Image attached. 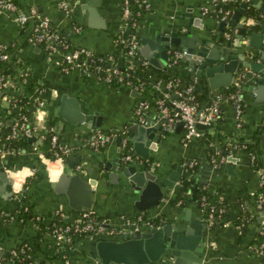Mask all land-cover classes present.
<instances>
[{
	"label": "crops",
	"instance_id": "0c3cea01",
	"mask_svg": "<svg viewBox=\"0 0 264 264\" xmlns=\"http://www.w3.org/2000/svg\"><path fill=\"white\" fill-rule=\"evenodd\" d=\"M13 1L25 12L33 8L38 15L47 17L53 29L67 35L76 50L84 49L94 57L111 59L113 62L108 61L117 66L125 64L121 48L115 44V36L121 24L122 0H66L68 13L59 0ZM219 1L212 4L209 0H147L136 29L139 52L141 57L147 60L141 52L142 49L147 48L148 57H152L154 53L160 54V48L153 43L151 47V44L144 40L152 42L160 34L187 33L198 36L210 46L216 45L219 52L225 49L229 55L228 59L235 57L243 63L261 64L257 71L238 64L240 69L235 75V81H238L241 74L246 75L242 84V126L237 128L235 125L233 105L223 102L219 119L213 129L205 131L207 135L186 137L182 126L175 130L177 125L170 127L172 131H166V127L165 131L155 133V141L151 142L154 149H150L146 158L141 157L147 159L149 165L123 162L124 152L118 135L104 147L95 148L88 144L89 135L97 129L105 133H119L125 130L131 140L128 129L133 125L142 126L135 123V110L144 96L143 92L127 85L109 86L98 81L93 73L87 75L77 67L66 70L63 50L57 49L50 53L42 44L28 40L34 25L33 20L21 27L14 20V15L0 12V44L8 46L10 61L14 63L17 71L16 77L13 78L14 86L11 85L10 91L23 95L25 87L33 81L36 89L33 94L27 95L32 105L29 122L38 130L44 131L49 125L54 126L59 140L72 149L61 166L52 163L49 170H46L41 161L39 165L34 162L35 157L40 160L39 154L47 158L38 147L33 149V146H38L40 142L35 137V140L30 142L27 135L26 151L19 150V153H10L3 158L6 169L20 171L23 190V196L15 195L12 183L0 180V247L3 249L2 254H9L4 257L3 264H25L19 256L10 255L11 250L19 248H25L36 264H64L66 260L69 264H101L89 254L90 241L95 239L94 237L73 236L70 243L57 244L48 226L57 209L63 213L66 223L73 221L78 215V211L69 206L66 193L55 191L59 176L78 173V166L82 167L79 174L86 180L98 179L97 185L92 186L94 199L90 209L116 224L141 212L134 207L132 190L123 182L120 171L123 166H133L138 170L149 169L159 177H165L177 166H181L180 179L176 185L156 207L143 212L153 221L158 219V223L180 221L184 227L191 230L193 236H201L205 245L204 264H263L264 256L259 254L257 244L261 238L259 233H263L261 225L264 222V209L252 211L255 219L245 222L242 232L235 227L239 222V219L236 220L239 214L238 205H254V196L260 189L258 173L252 166L247 151L229 150L231 148L226 142L236 137L249 143L256 150L258 158L264 162V13L256 7L253 0H240L255 8L262 19H246L243 15L246 8L242 9L239 17L233 19L235 10L240 8V2L227 14L223 13L220 18L215 17L212 13L219 4L235 0ZM259 1L264 3V0ZM88 5L96 9L97 18L90 19ZM204 7L208 8L207 12L202 11ZM227 18L232 19L234 25L227 22L222 27L221 22ZM243 24L259 25L258 30L252 31L257 35L255 39L249 38L252 32L243 36L234 28ZM228 31H231V36L226 38L225 32ZM255 44H259L260 48ZM153 58L157 62L154 68L149 64L153 72L162 76L178 77L182 85H193L201 97L202 104L213 98L214 90L200 84L196 85L199 87L197 90L194 84H189V72L185 70L183 59L172 64L173 55H170L168 60H165L167 63L163 64L164 58L161 55ZM87 59L89 58L85 59L86 62ZM91 62L95 63L92 60ZM18 76L24 77L19 85L15 83ZM254 76L256 80L253 81L250 78ZM249 86L257 90L249 91ZM219 91L222 89L217 90ZM63 94L75 96L79 100L81 111L92 115L95 124L90 121L70 124L61 117L59 109ZM38 102H43V105H38ZM20 109L19 103L13 105L11 101L0 98V135L8 132L15 118L14 113ZM147 119L155 121L154 110L148 112ZM214 147L223 151L218 157L214 156L217 163L211 161ZM190 161L194 164L187 168L186 165ZM207 165H211V168ZM88 169L92 172H88ZM112 174L115 175L110 176ZM183 177L192 178V188L197 183L195 178L208 177L201 188L215 196L217 192L221 193L218 195L227 203L223 217L227 224L208 222L201 206L196 198L191 197L189 191L190 195H185L182 201H176L179 183ZM192 188L187 189L192 191ZM220 196H216L218 200ZM21 202L31 207L33 217L24 219L19 215ZM191 222H195V225L190 226ZM42 224L46 227L40 237ZM151 264H160V261Z\"/></svg>",
	"mask_w": 264,
	"mask_h": 264
},
{
	"label": "built area",
	"instance_id": "2783aa9c",
	"mask_svg": "<svg viewBox=\"0 0 264 264\" xmlns=\"http://www.w3.org/2000/svg\"><path fill=\"white\" fill-rule=\"evenodd\" d=\"M139 4L146 5L147 0H135ZM215 1V0H213ZM244 1V0H242ZM60 5L63 7L66 13L69 12L67 9L66 0H59ZM121 24L119 31L116 34L115 44L121 48L123 61L129 69L134 68L136 65L143 67H149L147 60L141 57L139 52V39L136 35L137 25L135 31L132 35L125 37L123 35L124 30H127V24L125 20L130 14V8L128 0L121 1ZM202 11L207 12L208 8L204 7ZM0 12L14 15V20L16 23L23 27L30 20H33L34 25L32 27L31 34L29 36V41L31 43L36 42L44 44L46 51L52 53L57 51L58 45H61V48L64 52L63 58L67 64L72 65L82 69L87 75L94 74L98 81L103 82L109 86L112 85H127L136 91L143 92L144 86L143 83L137 82L134 83L132 80L127 79L126 77L129 74L123 75L117 65H115L111 59L104 57L94 58L93 54L89 51L80 49L68 52V46L65 43V40L60 39L57 34L51 29V24L47 17L38 15L33 8L29 11L21 10L12 0H0ZM227 14V12H225ZM224 18V17H223ZM231 36V31L225 32V37L229 38ZM82 53L84 54L85 61H79ZM186 49H180L174 52L172 58V64L179 63L186 56ZM10 56L8 52V46L0 44V61H9ZM94 61L92 66L90 62ZM110 60V61H108ZM66 70H68L66 68ZM246 75L241 74L238 81H235L234 84L229 87L222 89V91H215L213 98L208 103H200L196 99L195 89L193 85H182L178 77H159L151 81V87L156 92L157 97L152 102L142 99L138 102V105L135 110L136 121L145 127H153L160 125L165 130L166 127H174L175 125H181L184 129L186 137H200L205 134L206 130L213 129L216 125L221 105L223 102H230L233 105L235 111V122L236 127L241 128L243 121V93L241 92L243 80ZM7 85L5 88L4 85ZM14 86V81L12 77L8 75L3 76L0 74V98L7 99L11 101L13 105L17 104L16 99H13L12 96L5 92V90H11ZM235 86V89L232 90V87ZM13 91V90H12ZM38 105L42 106L43 102H38ZM155 111V121H149L147 119V114L150 110ZM29 118L22 114L18 118H14L13 122L8 130V134L5 139H13L19 135L25 134L33 136L37 141L41 142V136L38 135V129L34 125L32 130L28 128ZM51 133V144L52 147H58L60 153L55 156V158L50 159L44 157L43 154H39L40 161L43 163V166L46 170H49L52 163L61 164L64 162L66 156L71 153V148L59 141L56 128L51 126L48 130ZM46 131V132H47ZM22 132V133H21ZM120 136L121 148L123 150L122 161L125 163L139 164V165H149L147 159H142L135 154L131 140L127 134V131H119V133H105L101 130L93 131L88 137V144L95 147H104L111 142L114 136ZM38 146H33L35 150ZM213 153L215 156L220 155V149L214 147ZM229 150H243L247 151L250 157L252 166L257 170L259 178V187L261 191L254 196L253 206L248 207L241 204V209L243 212L249 211L250 215H253V210L260 211L264 203V162L258 158V155L253 151L247 149V144L235 143L230 145ZM10 153H19V149H10L5 143L0 144V159H3ZM212 162L217 163L214 156L211 157ZM194 162L190 161L187 163V168H191ZM82 167H77V172L80 173ZM7 176H10L12 179V188L15 195L23 196L22 190V181L20 180V171L14 169L5 170ZM33 172V171H31ZM75 172V170H74ZM181 182L179 186H181ZM223 197H219V201H222ZM201 208L203 214L206 215L205 219L207 221L213 222L215 219H220V223L225 225L222 220L221 215L224 213L225 209L221 208L218 210L217 218L214 216L215 205L204 197L201 202ZM63 217V213L57 209L53 215ZM249 221L246 218H240L239 222L235 224L239 232H242V225L245 222ZM159 223L155 224L154 221L143 211L139 212L133 218H125L121 223L116 224L107 217H101L92 209H86L78 212L76 218L68 223L61 225L53 224L50 228L51 233L55 237L57 244L70 243L73 236H86L102 239H119L122 236L140 232L143 228L151 229L158 226ZM263 236L262 239L257 244V249L260 255L264 256V222H262ZM2 248L0 247V264H3L4 257L2 256ZM10 255L16 256L24 261L25 264H36L32 260L31 255L27 252L25 248L13 249L10 251ZM64 264H69L66 260ZM160 264H170V259L163 257L160 260Z\"/></svg>",
	"mask_w": 264,
	"mask_h": 264
},
{
	"label": "water",
	"instance_id": "95a60500",
	"mask_svg": "<svg viewBox=\"0 0 264 264\" xmlns=\"http://www.w3.org/2000/svg\"><path fill=\"white\" fill-rule=\"evenodd\" d=\"M257 8L264 13V3L259 0H253ZM218 2H220L218 0ZM94 5V4H93ZM247 7V3L241 2L240 8L235 10L233 19H236L243 12V8ZM91 13L90 19L97 18L98 14L94 7H87ZM234 25V21L230 18L221 22V26ZM257 35L251 33V40ZM160 48V54L154 53L152 57H148L147 48L142 49V54L146 56L152 68L157 65L153 57L164 58L163 64H166L168 56H172L175 51L186 49L187 54L183 61L186 64L185 70L189 72V84L205 85L210 90L217 91L219 89L229 88L235 82V75L239 73V65L251 68L257 71L261 68V64H250L238 61L235 57L228 59V52L220 50L215 46H210L205 40H200L198 36L182 33L179 35L173 32L169 35L160 34L150 42ZM154 41V42H153ZM260 48L259 44H255ZM162 47V48H161ZM167 50L169 53H167ZM153 58V59H152ZM239 64V65H238ZM256 80V77H251ZM199 90V87H195ZM249 91H256L254 87H247ZM61 117L70 124H78L89 122L95 124V118L92 115L85 114L81 111L79 100L75 96L63 94L59 109ZM98 124V123H97ZM96 124V125H97ZM181 127L177 125L176 129ZM128 131L130 132L131 142L136 154L146 158L150 149H154L151 144L155 141V133L165 131L160 125L153 127H142L133 125ZM166 131H172L167 128ZM32 142L34 137H28ZM119 140V139H118ZM4 160L0 159V180L3 182L12 179L7 177L4 167ZM211 168V165H207ZM195 168V167H194ZM182 167L177 166L175 170L165 177H159L149 169L138 170L133 166H123L120 171L123 182L132 190L131 197L134 200V207L138 211H145L156 207L162 198L167 195L176 182L180 179ZM88 172H92L88 169ZM112 174L110 176H113ZM208 177L195 178L197 183L191 190V197L195 199L196 192L201 188ZM98 179L86 180L79 173L62 174L55 183V191L65 192L68 197L69 206L75 211H83L90 209L93 204L94 192L92 186H96ZM65 189L63 190V187ZM9 187H11L9 185ZM173 220V219H172ZM183 220V218L181 219ZM195 222H191L190 226H194ZM89 254L97 262L101 264H151L160 261L161 257L170 259V264H204L205 245L201 236L192 234L191 230L184 227L179 221H165L159 223L158 226L148 231H140L133 234L122 236L119 239H102L95 238L90 241Z\"/></svg>",
	"mask_w": 264,
	"mask_h": 264
},
{
	"label": "trees",
	"instance_id": "16d2710c",
	"mask_svg": "<svg viewBox=\"0 0 264 264\" xmlns=\"http://www.w3.org/2000/svg\"><path fill=\"white\" fill-rule=\"evenodd\" d=\"M209 1H211L212 4H215L217 2V0H215V1L209 0ZM239 2H240V0L224 2V4L221 3L217 7V9H215V11H213L212 15L215 16V17H219L220 18L223 15V13L230 12L231 10H233V8L235 6L239 5ZM128 4H129V8H130V14L127 17V19L125 20V22L127 24V27H128L127 30H124V33H123V35L125 37H128V36H130V35H132L134 33L136 24L139 23L140 17L142 16V13L145 11L144 5L139 4L135 0H128ZM243 15L246 17V19L254 18V19L258 20V21H260L262 19L261 17H259L258 11L255 8H253L251 5H249V6L247 5ZM234 28H236L240 34H242L243 36H246L249 33H251L252 31L258 30L259 25L255 24L253 26H248V25L243 24V25L234 26ZM51 29L53 30V32L55 34H57L59 36L60 39L65 40V43L68 46V49H67L68 52L75 51L77 49V48L72 47L67 35H64V34L58 32V31H56L55 29H53L52 25H51ZM115 40H116V36H115ZM42 45L44 46V44H42ZM58 46L59 47H57V48L62 50L61 45H58ZM96 57L97 56H95L94 58H96ZM84 59H85V57H84V54L82 53L81 58L79 59V61H83ZM12 60L14 61V59H12ZM90 64L94 65L93 62H90ZM63 68H64V66H63ZM66 68L68 70L69 69H73V66L70 65V64H66ZM118 68L120 69V71L122 72L123 75L129 74V76L126 77L127 79L132 80V82H134V83H137V82L143 83V86H144L143 94H144V96L142 97V99L148 100V101H150L152 103L155 100V98L157 97V94L152 89L150 82L154 81V79H157L159 77H164V78L167 77L165 75L162 76V75H160L158 73L153 72L149 67L146 68V67H143V66H140V65L139 66L136 65V66H134V68L129 69L127 67V65L123 64L121 66L119 65ZM0 74H2L3 76L8 75L9 77H12V78L16 77V74H17L16 67H15L14 63L12 61H10V59H9V61H0ZM22 78H24V77L21 76L19 78V76H18L15 79V83H17V85H19V82L23 80ZM186 85H187V83H186ZM4 87L6 88L7 85L5 84ZM35 89H36L35 88V84L33 83V81H31L25 87V93L23 95L15 93L14 91L5 90V92L10 94L13 99H16L17 103H19L20 106H21V109L18 112L14 113L15 118L20 117L22 114L26 115L29 118V115L32 112V105H31V100L27 97V95L28 94H33ZM234 89H235V86L232 87V90H234ZM241 90H242L241 92L243 93V89L242 88H241ZM195 95H196L197 101L201 103V97L198 94V91H196V90H195ZM28 123H29L28 124V128L30 130H32V127L34 126V124H32L30 122H28ZM51 126L52 125H49L48 129ZM46 131L38 130V135L41 136V142L38 145V149L41 150L42 153H44L47 156V158L53 159V158H55V156L57 154L60 153V151H59L58 147H52V144H51V133L48 132V131L46 132ZM206 133L207 132H205V134ZM7 134H8V132H6L4 135H0V144L3 142L10 149H19V150H23L24 149L25 151L28 149L27 136L25 134L19 135L18 137L13 138V139H5L4 136H6ZM235 143H243V140H240L239 138L235 137L232 140L226 142V144L229 146V148H230L231 144H235ZM246 144H247V149L253 150L256 153V150L253 149L252 146L249 143H246ZM226 150H228V149H226ZM220 152L223 153L222 150ZM212 156H215V154L214 153L211 154V157ZM215 157H218V156H215ZM34 162L37 165H39L40 164L39 158L35 157L34 158ZM181 184L182 185L179 187L180 189H179L178 196L176 197V201H180V200L182 201L184 199L185 195H190L188 193V189L187 188H189V189L192 188V178L191 179H186V177H183L181 179ZM260 191H261V188L259 189L258 193ZM217 193L221 194L220 192H217ZM218 194H216V196H220ZM216 196H215V194L212 195L211 193L207 192L206 189H204V188L202 189L201 188V189H199L196 192L195 198H196L197 203L200 206H201L202 199L204 197H206L209 200V202L213 203L215 205L214 216L217 218L218 210L223 208L226 211L227 203H226L224 198H223L222 201H219ZM241 204H243V203H240L238 205L239 206V208H238V211H239L238 213L239 214H238L236 220L237 219L240 220V218H246V219H249V220L253 221L255 218H254V215H250V209H249V211L243 212L242 209H241ZM19 208H20L19 215H21L22 218L29 219V218L33 217V214L31 212V207L28 206L27 204H24V203L21 202L19 204ZM262 209H264V203H263ZM225 211L221 215L222 220H223V217L225 215ZM158 222H159L158 219H154V223L155 224H157ZM220 222H221L220 219H215L213 221L214 224L220 223ZM64 223H66V221H65V219L63 217L54 216L53 220L50 221L48 226L51 228V226L53 224L61 225V224H64ZM44 227H46V226H44V224H42L41 230H40V233H39L40 237H42V234H44V231H45ZM259 236H261V238H260V240H261L262 236H263V233H259ZM2 256L6 258V257L9 256V254L5 252V253L2 254ZM262 262L264 264V257L262 259Z\"/></svg>",
	"mask_w": 264,
	"mask_h": 264
}]
</instances>
